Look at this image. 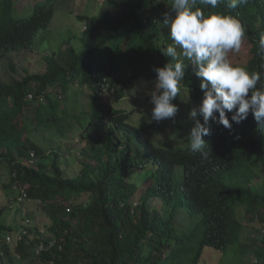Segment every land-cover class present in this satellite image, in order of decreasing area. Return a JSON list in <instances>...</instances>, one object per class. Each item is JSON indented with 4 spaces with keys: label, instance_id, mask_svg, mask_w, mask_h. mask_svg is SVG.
<instances>
[{
    "label": "trees",
    "instance_id": "1",
    "mask_svg": "<svg viewBox=\"0 0 264 264\" xmlns=\"http://www.w3.org/2000/svg\"><path fill=\"white\" fill-rule=\"evenodd\" d=\"M66 1L0 0V64L32 49ZM70 1L78 5L83 0ZM113 1L102 3L97 14L76 13L85 25L76 34L79 39L44 55L43 72L23 67L18 77L15 63L9 62L12 80H0V162L7 163L11 178L4 184L7 197L10 192L19 202L44 203L52 220L34 224L30 214L31 225L19 226L28 232L14 250L2 233L15 228L0 224V264H203L205 247L234 256L235 264L253 247L256 263L264 264V229L258 236L245 235L247 225L239 214L245 206L264 224V146L257 135L264 129L251 114L231 130L213 122L211 135L203 137L212 150L207 160L175 141L158 146L146 134L163 121L139 127L134 111L108 103L104 93L114 90L120 100L136 81L154 85V69L170 59L161 49L172 42L162 23L171 0ZM200 7L206 15L224 12L240 19L246 39L230 59L264 78V59L257 55L264 0H248L235 10L224 2L215 9ZM182 84L190 87L191 100L186 102L182 91L173 103L198 106L203 92L191 65ZM75 85L90 90V111L69 110L67 94L76 96ZM106 118L105 135L92 134V127L102 129L93 121ZM178 118L182 123L176 129L185 133L188 120ZM73 119L81 138L89 140L81 152L87 159L82 171L70 176L60 153L47 154L48 145L32 135L54 126L59 137L65 133L60 126L73 127ZM15 185L25 190L22 200ZM140 186L144 193L134 207ZM84 193L90 195L88 202L77 203Z\"/></svg>",
    "mask_w": 264,
    "mask_h": 264
},
{
    "label": "clouds",
    "instance_id": "2",
    "mask_svg": "<svg viewBox=\"0 0 264 264\" xmlns=\"http://www.w3.org/2000/svg\"><path fill=\"white\" fill-rule=\"evenodd\" d=\"M222 2L235 10L248 0H171V10L165 13L162 23L169 29L172 42L161 49L170 59L163 67L154 69V87L147 93L153 105L150 123L174 119L178 106L173 101L177 95L183 91L188 97L185 101L191 100V89L184 87L182 81L185 70L192 66L200 80L203 99L188 114L194 121L188 142L190 151L205 160L212 150L203 137L211 135L213 122L231 130L233 123L239 124L251 114L258 127L264 129L262 73L237 66L229 55L241 49L246 27L234 15L224 12L206 15L200 7L215 9ZM257 55L264 59V33L257 43Z\"/></svg>",
    "mask_w": 264,
    "mask_h": 264
},
{
    "label": "rangeland",
    "instance_id": "3",
    "mask_svg": "<svg viewBox=\"0 0 264 264\" xmlns=\"http://www.w3.org/2000/svg\"><path fill=\"white\" fill-rule=\"evenodd\" d=\"M111 1L114 2L113 0ZM23 2H28V0H23ZM106 2L107 0H83L78 5H75L72 1L67 0L66 4L60 9L56 19L50 25V27L47 29H42L39 32L32 49L11 54L6 59L7 61H4V65L0 64V80H12L13 75L9 70V62L15 63L17 67L16 70L18 71L13 72L18 77L22 76L21 70L23 67H28L31 72H43L46 68L44 55L52 54L56 51L59 52L61 49H65L66 46L77 42L79 39L76 34H80V32H82L85 28V25L76 18V13L97 14L102 7L101 4ZM111 6L114 7L115 5H112L111 3ZM153 87L154 85L150 81L147 79H141L128 87L126 94L122 99L119 100L114 97V90H108L107 93L105 92L104 99L108 103L110 102L112 105L117 102L120 107L134 111L132 118L135 125H139V127L144 125L150 127V125L153 123L149 122L151 119V109L153 105L149 102L150 96L147 93ZM74 89L77 91L75 97L72 95L73 92L67 94L69 100L66 102L70 107L69 110L72 112L90 111V104L92 101V94L90 90L86 87H80L77 85H75ZM190 111L191 109L188 108V105H181L178 107V112L174 119L164 120L163 126L161 125L162 127L160 126V129L157 128L158 130L149 128L146 135L150 139L155 140L158 146L171 144L175 141L177 145L180 144L188 147V135L194 126V121L191 120L188 115ZM178 115L180 118L185 116V119L187 118L188 120L186 123V134L176 129V123H182V121L178 118ZM106 120L107 118L93 121V123L101 125L102 129L96 130L94 127H92V134H98L100 136L105 135V129L107 127ZM72 123L74 124L73 127H71L70 124L66 122L65 126H60V128L65 131V133L62 135L60 133L59 137L54 136L56 132V128L54 126L44 128L40 127L38 131L34 132L32 135L35 137V140L40 142L42 145H48L46 148L47 154H50V151L53 150L60 153L61 165L64 168L66 175L77 174L81 172L84 164L87 161L81 152L87 146L89 139H82L80 135L82 129L80 127L79 128L81 130L78 128V125L74 119L72 120ZM257 135L264 146V133L257 131ZM89 143L91 144V141H89ZM17 157L20 158L18 155ZM35 160H40V156L36 154ZM10 179L11 178L7 163L0 162V224L15 228L13 232H11V230H6V234L2 233L3 237L6 238L9 234L14 236L15 233H19L21 231L19 226H22V223L25 219L30 218L28 217L30 214H32L31 217H33L34 224H42L43 226L45 224L51 223V213L44 203L33 199L19 202L16 200L14 195L12 196L13 193L10 192L9 196L7 197L4 184L8 183ZM143 193L144 186H140L137 192L134 194V198L132 200L134 207L138 206V199ZM89 198V193H84L80 199L77 200V203H86L88 202ZM28 204L31 205L29 206ZM152 204L154 205L155 202H152ZM64 205L69 209V206L66 203H64ZM239 214L247 225L245 235H261L262 232L260 231L264 229V224L262 221L255 219L251 213H248L245 206L239 208ZM73 222L77 223V220H73ZM1 241H3V239L0 240V243H2ZM11 246L14 250L15 245L11 244ZM204 250V258L202 261L203 264H235L233 262L235 257L232 255H227L221 251L215 253V251L218 250L212 247H205ZM249 251L250 252L243 257V262L241 264H259L260 260L258 263H256V258L253 256V247H251ZM27 264L30 263L28 262ZM36 264H40V262Z\"/></svg>",
    "mask_w": 264,
    "mask_h": 264
},
{
    "label": "built area",
    "instance_id": "4",
    "mask_svg": "<svg viewBox=\"0 0 264 264\" xmlns=\"http://www.w3.org/2000/svg\"><path fill=\"white\" fill-rule=\"evenodd\" d=\"M15 188L20 190V193H21V197L20 199L22 200L24 197H26L27 195L25 194V190L24 188H21L20 185H15ZM25 223L26 224H29L31 225V219L27 218L25 220ZM28 230L26 228H23L22 231H20L19 233H17L16 235H11L9 234L7 237H6V242L10 243V244H15V243H18L20 242L23 237L27 234Z\"/></svg>",
    "mask_w": 264,
    "mask_h": 264
}]
</instances>
